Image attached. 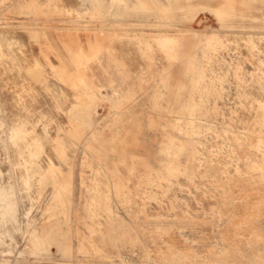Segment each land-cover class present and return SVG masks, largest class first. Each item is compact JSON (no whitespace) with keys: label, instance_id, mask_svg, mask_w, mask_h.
I'll use <instances>...</instances> for the list:
<instances>
[{"label":"rangeland","instance_id":"1","mask_svg":"<svg viewBox=\"0 0 264 264\" xmlns=\"http://www.w3.org/2000/svg\"><path fill=\"white\" fill-rule=\"evenodd\" d=\"M0 264H264V0H0Z\"/></svg>","mask_w":264,"mask_h":264},{"label":"bare ground","instance_id":"2","mask_svg":"<svg viewBox=\"0 0 264 264\" xmlns=\"http://www.w3.org/2000/svg\"><path fill=\"white\" fill-rule=\"evenodd\" d=\"M225 3L227 4V5H233L234 3H236V0H225ZM250 3V2H249ZM246 4V3H245ZM236 5V4H235ZM234 5V6H235ZM234 6H233V8H234ZM219 11H220V15L222 14V11H221V9H218ZM222 10H224V9H222ZM228 12V11H227ZM196 57V56H195ZM197 58V57H196ZM191 61H193V59L192 60H190L189 59V63L191 62ZM198 61V60H197ZM196 62V61H195ZM194 62V63H195ZM186 107V106H185Z\"/></svg>","mask_w":264,"mask_h":264}]
</instances>
